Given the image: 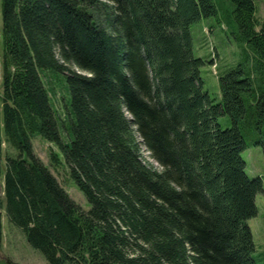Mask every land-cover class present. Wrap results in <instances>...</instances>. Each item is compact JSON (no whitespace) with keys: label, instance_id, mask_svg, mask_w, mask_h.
Instances as JSON below:
<instances>
[{"label":"trees","instance_id":"1","mask_svg":"<svg viewBox=\"0 0 264 264\" xmlns=\"http://www.w3.org/2000/svg\"><path fill=\"white\" fill-rule=\"evenodd\" d=\"M255 2L222 0L242 57L216 100L190 32L221 22L215 0H0V225L4 212L50 264H257L247 219L262 179L241 157L247 139L264 145ZM45 70L64 74L67 121ZM35 134L58 147L51 160L64 156L88 209L35 155ZM4 142L17 153L2 162Z\"/></svg>","mask_w":264,"mask_h":264},{"label":"rangeland","instance_id":"2","mask_svg":"<svg viewBox=\"0 0 264 264\" xmlns=\"http://www.w3.org/2000/svg\"><path fill=\"white\" fill-rule=\"evenodd\" d=\"M215 2L218 8L217 17L220 18L221 22H218L214 15L202 17L190 25V32L194 55L200 56L205 60V63L200 68L203 89H206L211 96L218 100L220 98L218 75L226 68L236 65L242 57V51L240 43L230 33L223 16L226 14L224 8L226 3H222V0H215ZM255 6L257 18L260 20L264 19V0H256ZM1 54L0 35V77L2 72ZM67 66L69 69L86 73V71L80 70L73 63H67ZM44 74L43 79L50 91L51 101L57 109L59 116L64 121H67L66 101H68L69 94L66 89L64 74L56 73L53 70H45ZM218 121L223 128L231 125L228 115L220 116ZM62 133L63 137L66 138L64 128H62ZM256 139V137L247 139L246 146L241 152V157L245 161L247 176L250 178L260 177L262 179V188L255 196L257 212L255 216L247 219V224L251 228L255 244L254 259L257 264H264V145L257 144ZM31 141L35 155L49 168L69 196L83 209H88L89 204L83 192L70 176L69 166L64 156L58 153V163H54L51 160V154L59 152L58 147L53 142L44 139L40 134H35ZM140 152L144 160H148L154 166H157L158 163L150 158L143 146ZM16 153L17 151L14 148L9 147L4 142L1 161H4L6 154L15 155ZM1 186L0 196L2 195ZM0 264H50L38 249L32 247L26 241L22 231L7 220L4 212L1 215L0 225Z\"/></svg>","mask_w":264,"mask_h":264},{"label":"bare ground","instance_id":"3","mask_svg":"<svg viewBox=\"0 0 264 264\" xmlns=\"http://www.w3.org/2000/svg\"><path fill=\"white\" fill-rule=\"evenodd\" d=\"M79 72V71H78ZM155 162V161H154Z\"/></svg>","mask_w":264,"mask_h":264}]
</instances>
